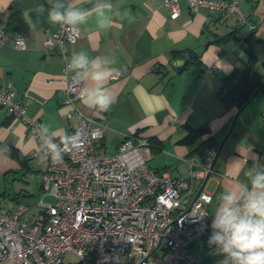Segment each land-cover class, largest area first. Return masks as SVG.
<instances>
[{"label": "crops", "instance_id": "1", "mask_svg": "<svg viewBox=\"0 0 264 264\" xmlns=\"http://www.w3.org/2000/svg\"><path fill=\"white\" fill-rule=\"evenodd\" d=\"M163 1L106 0L114 7L113 19L126 14L125 19L100 31L96 18H90L81 26L79 39L67 44L66 57L84 50L90 58L115 59L116 64L108 66L121 69L117 79L107 82L116 97L109 110L98 113L83 104L86 113L106 124L102 146L108 154L118 151L128 133L146 137L152 153L148 165L179 177L188 171L182 158L203 162L208 151L216 149L211 171L194 181L195 190L203 187L212 194L209 211L215 215L222 194L236 191L244 195L246 189L251 190L249 169L264 171V92L258 91L241 109L225 107L217 95L222 79L244 66L246 39L257 56L254 69L264 76V27L248 34L246 26L231 25L206 11L191 12L186 0H180V15L171 19ZM53 2L0 0V19L10 39L17 35L26 39L24 49L0 44V87L12 82L15 98L25 106L27 115L39 121L42 132L41 125H46L47 133L57 137L77 121L64 117L70 106L63 102L60 50L43 47L45 37L59 28L47 22V8ZM72 2L92 9L98 0ZM240 7L252 22L262 8L247 0ZM220 37L225 39L217 42ZM189 50L199 63L180 69L191 58ZM84 82L91 86L90 80ZM209 139L210 147L203 150L200 146ZM5 146L11 149L7 155ZM38 147L32 130L0 106V196L6 204L33 203L38 197V177L45 163L30 157ZM211 235L190 245L196 264H221L226 258L217 245L209 244Z\"/></svg>", "mask_w": 264, "mask_h": 264}, {"label": "built area", "instance_id": "2", "mask_svg": "<svg viewBox=\"0 0 264 264\" xmlns=\"http://www.w3.org/2000/svg\"><path fill=\"white\" fill-rule=\"evenodd\" d=\"M73 0H62L72 5ZM193 13L206 11L234 26H246L251 34L264 27V0L258 19L252 22L240 7L242 0H186ZM169 17L180 15V0H164ZM80 33L59 25L49 33L43 47L57 46L63 60L64 103L70 106L65 118H76L71 130L52 136L39 129V121L26 113L15 98L8 81L0 87V106L27 125L39 141L30 155L35 161L49 155L45 141L79 130L84 144L66 153L59 164L49 157L39 175L41 191L33 203L6 204L0 196V264H64L67 251L77 257L75 264H196L189 251L195 241L213 233L215 215L210 213L212 194L195 190L194 181L212 169L216 149H210L203 162L182 158L188 165L185 176L173 177L169 171L148 165L152 157L148 138L128 133L115 154H108L102 140L106 124L95 114L86 113L79 100L85 82L76 85L64 58L67 44ZM0 44L24 49L26 39H10L0 19ZM63 147V145H61ZM52 197L46 201L45 197ZM197 211L204 214L198 220ZM159 252V254H158Z\"/></svg>", "mask_w": 264, "mask_h": 264}, {"label": "clouds", "instance_id": "3", "mask_svg": "<svg viewBox=\"0 0 264 264\" xmlns=\"http://www.w3.org/2000/svg\"><path fill=\"white\" fill-rule=\"evenodd\" d=\"M45 9L41 7V12ZM114 7L106 0H98L92 9L68 5L62 0H54L47 8V22L61 25L73 33L79 32L81 26L86 25L90 18H96V28L106 31L117 21L125 19L126 14L113 19ZM117 15H119L117 13ZM65 63L70 71L74 72L72 81L78 85L90 80L91 86L85 85L79 95V100L86 107L98 113L106 112L115 102L116 97L107 82L115 80L121 75L119 67L108 65L116 64V60H108L101 56L90 58L87 51L75 52L71 58L65 57ZM47 133L46 125H41ZM83 134L77 130L74 134L60 137V144L53 142L49 137L44 143L49 155L41 156L42 161L59 164L66 153L80 149L84 144ZM63 145V147H61ZM6 155L11 149L5 146ZM249 169L251 190L240 195L236 191L222 194L221 203L216 211L211 227L213 233L209 244L218 246V250L226 254L221 264H264V171ZM198 220L204 219V214L197 211Z\"/></svg>", "mask_w": 264, "mask_h": 264}, {"label": "trees", "instance_id": "4", "mask_svg": "<svg viewBox=\"0 0 264 264\" xmlns=\"http://www.w3.org/2000/svg\"><path fill=\"white\" fill-rule=\"evenodd\" d=\"M224 39L225 37H220L216 41L221 42ZM245 42H247L248 47L247 60L244 66L241 68L236 67L230 74L226 75L222 79V85L217 92L219 99L227 108H231L232 106L240 108L258 89L259 92H264V76L259 75L254 69V65L257 62V56L252 50V44L250 43V40L246 39ZM188 52L191 53V58H189L185 65L180 69L192 64L194 61L199 63L197 55L193 53V51L189 50ZM210 141V139L207 140L200 147L203 150L207 147H210Z\"/></svg>", "mask_w": 264, "mask_h": 264}, {"label": "rangeland", "instance_id": "5", "mask_svg": "<svg viewBox=\"0 0 264 264\" xmlns=\"http://www.w3.org/2000/svg\"><path fill=\"white\" fill-rule=\"evenodd\" d=\"M39 178V177H38ZM46 201H52V197L46 196L45 197ZM159 254V252H158ZM78 262V257L72 252V251H67L66 257L64 259V264H75Z\"/></svg>", "mask_w": 264, "mask_h": 264}, {"label": "water", "instance_id": "6", "mask_svg": "<svg viewBox=\"0 0 264 264\" xmlns=\"http://www.w3.org/2000/svg\"><path fill=\"white\" fill-rule=\"evenodd\" d=\"M182 62H183V61H182ZM177 65H178V64H177ZM258 91H259V89H258L253 95H255ZM253 95H252V96H253ZM246 103H247V102H246ZM246 103H245V104H246ZM245 104H244L243 106H245ZM243 106L240 107V109L243 108ZM236 117H237V115L234 116V119H233V121H232V125H231V127L234 125V122H235ZM219 149H220V147H219L217 150H219ZM212 168H213V164H212ZM202 188H203V187H201L199 190H201Z\"/></svg>", "mask_w": 264, "mask_h": 264}]
</instances>
